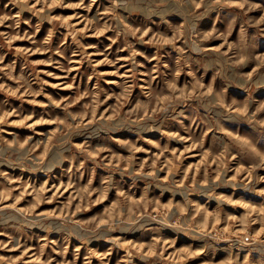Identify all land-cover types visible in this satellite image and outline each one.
<instances>
[{
    "label": "rangeland",
    "instance_id": "rangeland-1",
    "mask_svg": "<svg viewBox=\"0 0 264 264\" xmlns=\"http://www.w3.org/2000/svg\"><path fill=\"white\" fill-rule=\"evenodd\" d=\"M0 264H264V0H0Z\"/></svg>",
    "mask_w": 264,
    "mask_h": 264
},
{
    "label": "bare ground",
    "instance_id": "bare-ground-1",
    "mask_svg": "<svg viewBox=\"0 0 264 264\" xmlns=\"http://www.w3.org/2000/svg\"><path fill=\"white\" fill-rule=\"evenodd\" d=\"M123 124V123H122ZM116 125H118V124H116ZM127 127V126H126ZM87 134V133H86ZM48 167V166H47ZM13 168V167H12ZM241 189V188H240ZM38 224V223H37ZM34 225V224H33ZM38 227V226H37ZM46 227V226H45ZM35 229V228H34ZM76 229H78V228H76ZM81 230V229H80ZM75 232V231H74ZM126 232V231H125ZM80 235V234H79ZM77 236V235H76ZM90 239V238H89ZM112 240V239H111ZM86 241H88V239L86 240ZM121 248V247H120Z\"/></svg>",
    "mask_w": 264,
    "mask_h": 264
}]
</instances>
